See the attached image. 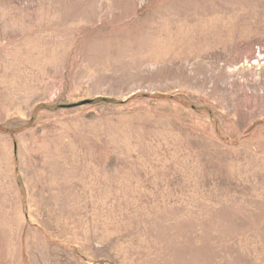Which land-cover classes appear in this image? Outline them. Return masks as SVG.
<instances>
[{"label": "rangeland", "instance_id": "obj_1", "mask_svg": "<svg viewBox=\"0 0 264 264\" xmlns=\"http://www.w3.org/2000/svg\"><path fill=\"white\" fill-rule=\"evenodd\" d=\"M0 264H264V0H0Z\"/></svg>", "mask_w": 264, "mask_h": 264}]
</instances>
